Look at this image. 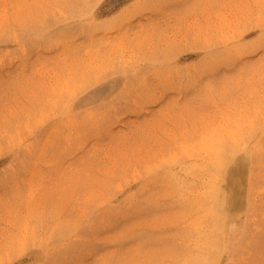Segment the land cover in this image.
<instances>
[{
  "label": "rangeland",
  "instance_id": "rangeland-1",
  "mask_svg": "<svg viewBox=\"0 0 264 264\" xmlns=\"http://www.w3.org/2000/svg\"><path fill=\"white\" fill-rule=\"evenodd\" d=\"M0 264H264V0H0Z\"/></svg>",
  "mask_w": 264,
  "mask_h": 264
},
{
  "label": "bare ground",
  "instance_id": "bare-ground-1",
  "mask_svg": "<svg viewBox=\"0 0 264 264\" xmlns=\"http://www.w3.org/2000/svg\"><path fill=\"white\" fill-rule=\"evenodd\" d=\"M222 151H223V149H222ZM220 155H221V153H220ZM222 204V203H221ZM216 208V207H215ZM236 208V207H235ZM218 209V208H217ZM216 212V211H215ZM218 212V215H219V211H217Z\"/></svg>",
  "mask_w": 264,
  "mask_h": 264
}]
</instances>
